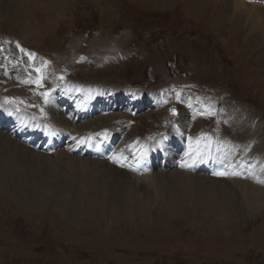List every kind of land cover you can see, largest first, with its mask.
Masks as SVG:
<instances>
[{
    "label": "rangeland",
    "instance_id": "obj_1",
    "mask_svg": "<svg viewBox=\"0 0 264 264\" xmlns=\"http://www.w3.org/2000/svg\"><path fill=\"white\" fill-rule=\"evenodd\" d=\"M12 1L0 0V64L18 43L48 53L56 79L118 86L123 106L115 108L110 98L91 106L85 120L97 125L105 113L122 118L109 154H126L139 187L116 190L104 204L96 183L69 175L66 165L34 155L20 175L5 164L16 159L1 156L0 264H264V152L242 140L257 131L264 144V14H246L264 0H230L233 11L225 10L226 0ZM142 90L155 98L137 102ZM204 97L228 104L230 117L239 119L228 124L227 114L196 105L197 116L206 114L198 125L215 134L217 145L185 165L201 137H181L180 148L159 142L172 130L167 122L180 130L191 120L184 119L188 103ZM127 132L149 145L139 157ZM206 158L221 170L205 168ZM178 171L223 183L231 176L251 187L235 200L223 184L204 190L191 176L173 179Z\"/></svg>",
    "mask_w": 264,
    "mask_h": 264
},
{
    "label": "bare ground",
    "instance_id": "obj_2",
    "mask_svg": "<svg viewBox=\"0 0 264 264\" xmlns=\"http://www.w3.org/2000/svg\"><path fill=\"white\" fill-rule=\"evenodd\" d=\"M226 1L227 5L225 10H231V1ZM239 1L240 3L243 1L245 2V0ZM242 4L244 5V3ZM248 9L249 12L246 14H248L247 16L249 17H252V14L257 17H260L261 13L264 14V7L259 5L258 2L256 6L252 8L249 7ZM234 10H236V6ZM32 34L34 37L38 36L37 31L32 30ZM260 39L261 38H259V41H261ZM15 45L17 46L15 47V51H9L8 59H6L3 64H0V158H2L1 156H8L7 162L11 159H16L17 165L5 163L7 165L6 167L10 168V166H13V168L17 170V173L19 172L20 175H23L25 172L21 170V166H28V161L30 160L34 162V160L31 159L34 155L41 156L43 161L48 157L51 164H55V166L61 164L66 165V169H68V171H66L69 172V175L74 172L79 177H82V179L90 178L92 184L96 183L102 194L101 197H106V202L104 201V204H109V198L118 190V192L121 193L123 190L130 191V189L138 188L139 186L136 185H138L137 181L139 178L133 177L127 172L128 166L125 164L127 161L126 154L121 152L116 155L109 154L108 148L111 139L119 134L120 130L119 125L117 127H115V125L122 118L114 117V115L117 114L105 115V113L101 118V122L97 125H95L93 120H85L90 113V105L95 104L96 106L105 103L106 99H99V95L101 93L104 94L105 90L113 88L114 85L99 84L96 81L83 82L72 79H56L55 75L52 74L53 67L49 66L47 61L50 58L48 53L42 52L41 49L33 52L32 50L24 49V47L18 43H15ZM127 48L128 47H126V50ZM7 49L9 50L8 47ZM21 49L24 51L22 52ZM77 52L81 53L79 50H77ZM124 53H126L124 54L125 56L129 54L128 50ZM82 54L86 53L82 52ZM61 57L62 59H66L65 54H62ZM147 93L146 91V94ZM119 96L120 94L115 93L111 96L114 98L112 99L113 102H116L115 108L123 106L121 102H117ZM109 97L110 96L106 97L108 99L107 102L109 101ZM195 101L196 100H193V102L188 105L190 108L189 112H186L184 116V119L189 117L191 120L184 123V126L178 131L177 128L174 127L177 126L174 120H169L167 124L172 127V130L166 132L159 142V145L172 144V147L180 148L179 139L181 137H189V142L195 140L191 135H196L197 138L201 137L190 152V154H194L195 158L187 156L185 165L194 162L192 159L198 161L204 152L208 155L206 148L217 145V140L211 137L215 134L208 130L205 125H198V120H196V118L201 120L203 116L196 115L193 105L203 104V102L196 103ZM154 104L155 103H153V105ZM204 105H209L218 110V112L222 114L221 116L227 114V117L224 119L228 124H233L234 121L236 122L239 119V116H236L237 118L233 116L230 117L231 109L226 103L222 104L220 102L218 105L217 103L212 105L205 102ZM170 122L171 124H169ZM185 127L191 129H189L187 133H184L183 128ZM88 130H92L93 132L90 133ZM95 135H98V140L93 139ZM123 137H125L127 143L134 146L136 150L135 155L138 157L149 147L145 142L141 144L135 141L128 132ZM36 139L39 140V143L44 144V146L37 148L38 145H35ZM245 139L249 141V143H253L252 149L255 152H264V144L260 141L257 131L250 136H246L242 140L246 141ZM224 140L231 139L227 138ZM93 144L96 145L98 150L92 148ZM60 147H63V149H60ZM97 154L100 155L101 159L99 158V160H97L96 158L98 157H95V159L92 157V155ZM233 157L234 155L232 158ZM53 158L59 159L55 161ZM204 161L205 168L211 169V171H214L213 173H218V171L221 170V167H218V165L211 164L212 161H214L213 159L208 160V158H206ZM165 165H167V163H165ZM233 170L231 169V171ZM27 171H31V169ZM239 171L240 169H235L231 174L236 176ZM184 174L186 178L191 176L190 178H192V180L195 179L196 184L201 188L203 187L204 190L209 188L215 190L219 189L220 184L225 185L230 192L229 194L238 197V199L235 200H242L239 196V190L247 191V189L251 187L242 181L229 180L228 178L231 176L227 177L228 181L225 180L227 182L223 183L206 177L207 174H194L189 173V171L185 173L178 171L173 179L177 180V178L183 177L182 175ZM53 177H55L54 171L51 180ZM140 188L143 189V186H140ZM141 193L138 195V199L142 197Z\"/></svg>",
    "mask_w": 264,
    "mask_h": 264
},
{
    "label": "snow or ice",
    "instance_id": "obj_3",
    "mask_svg": "<svg viewBox=\"0 0 264 264\" xmlns=\"http://www.w3.org/2000/svg\"><path fill=\"white\" fill-rule=\"evenodd\" d=\"M21 51L23 52L24 50L23 49H21ZM31 55H34V54H31ZM83 59V58H82ZM38 71V70H37ZM44 95H47V94H44ZM175 109H172V112H173V114H175ZM221 175H223V173H220Z\"/></svg>",
    "mask_w": 264,
    "mask_h": 264
}]
</instances>
